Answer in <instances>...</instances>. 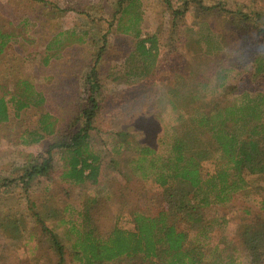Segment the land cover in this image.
I'll use <instances>...</instances> for the list:
<instances>
[{
	"label": "rangeland",
	"instance_id": "rangeland-1",
	"mask_svg": "<svg viewBox=\"0 0 264 264\" xmlns=\"http://www.w3.org/2000/svg\"><path fill=\"white\" fill-rule=\"evenodd\" d=\"M115 1L0 0V97L7 102V118L0 122V264H57L55 249L41 231L39 221L52 229L64 245V262L60 264H76L71 252L77 236L74 231L90 229L105 237L116 227L132 229L131 211L156 214L161 207V188L155 176L159 161L167 155V145L160 142L162 132L179 122L176 111L166 107L168 89L171 85H194L192 77H178L189 72L197 79L200 92L208 95L214 90L217 70L246 59L252 39L259 40L253 30L245 38L242 31L231 26L230 17L216 11L205 17L207 23L202 20L194 26L190 6L176 38L172 37L169 47L161 46L153 69L144 76L140 59L129 54L130 36L111 31L98 63L106 90L97 119L100 132L92 133L90 143L99 157L97 182L74 184L63 179L67 154L58 149L51 151L53 163L48 175L35 177L28 187L14 182L32 160L46 156L56 132L71 125L83 104L84 73L92 65L100 45L98 39L112 19ZM170 1L174 7L180 6L181 0ZM202 1L205 5L221 2L227 8H244L243 3L250 0ZM254 5L264 7V0ZM168 13L162 0H141V32L159 31L163 35L160 42L167 40ZM210 23L223 30L224 36ZM93 42L97 44L93 46ZM239 77L242 80L237 91H248L253 96L255 86L247 70L232 73L227 81L236 83ZM21 82H28L35 91L22 94L21 99L30 104L16 110L8 98L24 88ZM214 101L223 105L225 98L218 96ZM159 111L162 119L157 118ZM44 113L49 114L50 133L40 128ZM122 128L134 139L124 143L125 149L114 151L119 143L115 133ZM39 134L43 137L38 141H24ZM135 138L139 146L154 151L141 156ZM150 159L154 160V168ZM257 185L260 183L253 179L245 194L239 192L226 206L210 211L211 215L221 211L218 214L225 213L229 219L223 229L217 230V236L223 233L238 241L239 227L264 215V209H260L264 190Z\"/></svg>",
	"mask_w": 264,
	"mask_h": 264
},
{
	"label": "trees",
	"instance_id": "trees-1",
	"mask_svg": "<svg viewBox=\"0 0 264 264\" xmlns=\"http://www.w3.org/2000/svg\"><path fill=\"white\" fill-rule=\"evenodd\" d=\"M162 1L170 16L167 40L162 43L160 37L163 35L159 31L141 32V0L115 1L112 19L98 39L100 45L92 65L84 73L85 98L74 120L66 129L56 132L55 139L47 146L46 156L39 161L32 160L23 174L13 181L28 187L35 177L48 175L53 163L51 151L58 149L67 154L66 169L61 174L63 179L74 184L97 182L99 157L91 149L90 143L92 133L100 132L97 119L106 99L98 63L106 49L107 34L118 31L130 36L132 49L129 54L140 59L141 72L145 76L153 69L161 46L169 47L172 37L176 38L190 6L193 7L194 26L203 23L202 20L207 23L205 17L212 12H220L230 17L231 26L236 31H242L245 38L253 30V36L259 40L252 39L253 46L247 49L249 56L246 59L240 58V62L217 70L214 90L208 95L200 92L197 79L189 72H182L178 77H192L194 85H171L168 89L166 107L176 111L175 119L179 122L168 127L169 133L163 131L164 137L160 141L167 145V155L159 161L155 176V182L161 188L160 209L151 216L131 211L133 228L116 227L105 237L90 229L74 231L77 236L72 243V258L76 264H242V256L246 264H264V215L256 216L240 226L236 241V238L228 239L223 233L216 235L217 230L228 223L226 214H218L221 211L213 215L210 213L226 206L235 194H245L253 179L260 183L255 187L264 190V7L256 8L254 4L257 0L243 3L244 8H227L221 2L205 5L202 0H181L180 6L174 7L170 0ZM212 26L224 36L223 30ZM96 44L93 42V46ZM219 46L214 47L216 51H219ZM243 69L253 78V96L248 91H237L241 77L236 83L227 81L232 73L239 74ZM21 83L24 88L8 98L16 110L30 104L21 99L22 94L35 91L28 86V82ZM218 96L225 98L223 105L214 101ZM6 104L4 96H1L0 122L7 118ZM48 115H41L40 122L41 130L46 133L52 132ZM158 117L162 119L160 111ZM115 135L119 143L115 144L114 151L125 149L124 143L134 139L124 128L116 131ZM41 136L39 134L24 141L35 142ZM135 140V147L139 148L141 156L154 151L139 146V140ZM149 162L154 168V160L150 159ZM260 209H264V200L260 201ZM35 216L38 220L36 213ZM39 222L41 231L48 235L55 249L56 263H63L64 245L52 229Z\"/></svg>",
	"mask_w": 264,
	"mask_h": 264
}]
</instances>
